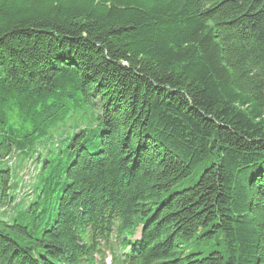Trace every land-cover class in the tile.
<instances>
[{"label": "trees", "instance_id": "1", "mask_svg": "<svg viewBox=\"0 0 264 264\" xmlns=\"http://www.w3.org/2000/svg\"><path fill=\"white\" fill-rule=\"evenodd\" d=\"M101 242L264 264V0H0V264Z\"/></svg>", "mask_w": 264, "mask_h": 264}, {"label": "rangeland", "instance_id": "2", "mask_svg": "<svg viewBox=\"0 0 264 264\" xmlns=\"http://www.w3.org/2000/svg\"><path fill=\"white\" fill-rule=\"evenodd\" d=\"M72 134H73V130L71 128V129H69V133H68L69 137H71ZM53 135L57 136V133L53 132ZM26 162L30 163V162H32V160H29ZM29 168H32L31 164H29ZM29 168H28V171H29ZM12 169H13V167H12ZM32 172H30L31 175H30V173L29 174L26 173L25 176H24L25 173L23 174L24 179L26 177V179H25L26 181L24 180L25 183H28L30 181V177L32 176ZM200 173H201V169L199 171L195 172L190 178H187L183 184H178L175 187H173L171 189V191L165 193L163 195V197L168 196V194H170L172 192L181 191L185 188H188L189 186H192L198 180ZM28 176H29V179H28ZM12 180L15 181L14 178ZM17 181L20 182V178L17 179ZM19 191H20V187H19ZM51 208H52V204H49L47 206V209L50 210ZM220 239H221L220 237L215 238L213 240H212V238H203V239H199L197 241H191L190 243L188 242L186 244H183L182 254L186 255V254L193 253V254H197L198 258L206 257L214 251H221L222 247H221Z\"/></svg>", "mask_w": 264, "mask_h": 264}, {"label": "bare ground", "instance_id": "3", "mask_svg": "<svg viewBox=\"0 0 264 264\" xmlns=\"http://www.w3.org/2000/svg\"><path fill=\"white\" fill-rule=\"evenodd\" d=\"M28 174H29V172H28Z\"/></svg>", "mask_w": 264, "mask_h": 264}]
</instances>
